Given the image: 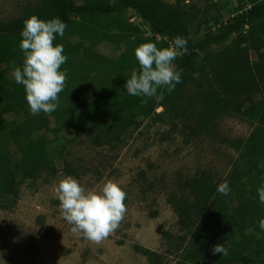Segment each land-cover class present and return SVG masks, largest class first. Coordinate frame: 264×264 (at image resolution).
<instances>
[{
  "label": "trees",
  "instance_id": "1",
  "mask_svg": "<svg viewBox=\"0 0 264 264\" xmlns=\"http://www.w3.org/2000/svg\"><path fill=\"white\" fill-rule=\"evenodd\" d=\"M182 1L38 0L33 8L26 7L23 15L0 24V197L14 193L20 183L41 170L50 169L51 149L63 141L67 131L64 123L68 116L63 113L62 100H72L76 114L82 118L95 119L110 144L119 141L120 134L130 126H138V115H150V101L157 100L166 110L181 106L187 86L193 83L197 90L188 102L197 121L190 127L191 133L208 130V122L223 114L248 117L255 127L245 145L246 165L240 176L234 178L236 181H223L231 188L228 196L219 194V184L205 173L183 183L181 189L188 195L172 196L179 225L189 233L191 250L185 254V264L210 260L209 264H264V231L258 225L264 217V205L259 204L257 196V188L264 181V97L254 101L256 94L264 95V0H236L226 20L220 12L225 6L219 3L203 10H187ZM209 8L214 9L211 15ZM32 15L45 21L59 17L67 25L59 41H68L63 47L68 59L61 71H66L67 77L59 94V107L38 116L30 114L23 86L12 78V62L19 67L23 61L19 48L23 21ZM131 16L138 18L137 23L129 22ZM194 24L196 29L190 38L189 27ZM202 25L216 30L210 27L199 36ZM176 36L188 41V53L173 61L182 74V83L171 94L161 89L152 98L129 95L124 85L132 72L139 70L134 49L148 42L167 48ZM78 43L84 45L81 51L75 47ZM102 43L112 45L117 56L98 54L95 49ZM217 47L220 50L213 51ZM250 52L255 53L256 60H251ZM90 87L93 97L82 100L83 92ZM8 115L13 118L4 117ZM74 118L76 115L71 117V126L78 129ZM111 131L116 134L113 139L108 136ZM208 210L211 217L206 219ZM250 227L254 233H247ZM218 244L228 250V255L213 254ZM138 250L151 255L149 250Z\"/></svg>",
  "mask_w": 264,
  "mask_h": 264
},
{
  "label": "rangeland",
  "instance_id": "2",
  "mask_svg": "<svg viewBox=\"0 0 264 264\" xmlns=\"http://www.w3.org/2000/svg\"><path fill=\"white\" fill-rule=\"evenodd\" d=\"M81 1L76 0L77 3ZM37 2L0 0V24L23 15L26 7L33 8ZM182 2L187 10L193 7L203 10L219 3L225 6L220 10L224 20L237 4L236 0ZM213 13L214 9H210L208 15ZM133 17H129V22L137 23L138 18ZM210 27L212 31L216 30L211 25L200 26L199 36ZM195 29V24L190 25V38H193ZM55 44L64 47L68 41L60 42L57 37ZM83 46L81 43L75 45L78 51ZM218 50L220 47L213 48L215 52ZM95 51L108 58L117 56L114 47L107 43L98 45ZM261 51L264 52V45ZM250 58L257 59L254 52H250ZM196 90L195 84H189L182 105L174 109L168 107L166 110L157 100L150 101L147 104L150 115H138V126H130L120 134L119 141L112 140L110 144L96 126L95 119L82 118L76 114L72 100H62L63 113L68 116L63 122L67 131L63 141L51 149L50 169L41 170L20 183L14 193L0 197V264L188 262L185 254L191 250L189 233L180 227L171 198L188 195L181 189L183 183L200 173H205L215 184L223 183L224 179L236 181L234 178L240 176L246 165L245 145L255 127L248 117L223 114L208 122V130L191 133L190 127L197 120L188 101ZM93 91V87L85 90L82 100L89 101ZM263 97L256 94L255 103ZM74 115L73 122L78 129L71 126ZM4 117L11 119L13 115ZM50 119L54 120L53 117ZM115 135L111 131L108 136L113 139ZM68 168L73 170L72 173ZM66 176L77 179L86 191H99L105 182L113 181L126 193L124 218L118 229L102 242L97 244L84 239L63 219L55 186ZM204 217H211L210 210ZM254 232L251 227L247 229V233ZM185 235L187 239L183 241ZM138 248L149 250L151 255L142 254Z\"/></svg>",
  "mask_w": 264,
  "mask_h": 264
},
{
  "label": "clouds",
  "instance_id": "3",
  "mask_svg": "<svg viewBox=\"0 0 264 264\" xmlns=\"http://www.w3.org/2000/svg\"><path fill=\"white\" fill-rule=\"evenodd\" d=\"M67 25L59 17L45 21L32 15L23 21L19 48L23 53L22 66L12 62V78L23 86L25 100L30 114H51L59 107V94L63 92L67 77L61 66L67 62L61 44L54 41L63 38ZM188 41L176 36L167 48H158L148 42L134 49V56L139 70H134L126 80L125 88L129 95L152 98L158 90L164 89L169 94L176 85L182 83L181 72L175 70L173 61L181 54H187ZM163 99V92L159 93ZM217 192L228 196L231 188L227 181L217 186ZM55 194L63 219L72 225L74 233L94 243H100L118 229L126 213V193L120 185L107 181L99 191L85 190L81 183L66 176L55 186ZM258 202L264 205V181L257 188ZM264 231V217L258 221ZM213 254L228 255V250L221 244L215 245Z\"/></svg>",
  "mask_w": 264,
  "mask_h": 264
}]
</instances>
